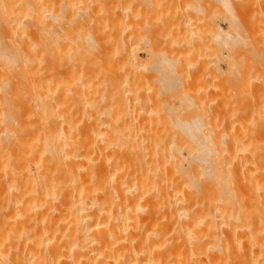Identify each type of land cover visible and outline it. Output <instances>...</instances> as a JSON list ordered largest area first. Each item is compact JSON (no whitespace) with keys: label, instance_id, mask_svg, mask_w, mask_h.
<instances>
[{"label":"bare ground","instance_id":"6f19581e","mask_svg":"<svg viewBox=\"0 0 264 264\" xmlns=\"http://www.w3.org/2000/svg\"><path fill=\"white\" fill-rule=\"evenodd\" d=\"M33 47L23 58L10 57L21 48L0 49V264H227L236 230L249 250H233L235 264H264L252 249L264 251L262 197L240 203L238 181L225 184L255 172L254 157H226L224 142L211 149L197 117L149 121L131 105L126 72L94 73L90 62Z\"/></svg>","mask_w":264,"mask_h":264},{"label":"rangeland","instance_id":"374dc122","mask_svg":"<svg viewBox=\"0 0 264 264\" xmlns=\"http://www.w3.org/2000/svg\"><path fill=\"white\" fill-rule=\"evenodd\" d=\"M32 2L0 0L2 47H12L11 52L17 47L18 51L14 49L17 53L20 48V51L22 50L19 56L10 57L29 56L24 50L32 49L33 46L29 47L32 42L40 45L41 49L45 47L46 57H65L67 61L75 58L85 63L90 62L88 68H93L94 73L101 71V74L108 72L116 75L126 72L131 105L133 109L140 110L142 115H148L149 121L154 116L158 121L153 118L156 123L151 122L156 125L161 120L162 124L165 122L169 124H165L166 126H171V122H192L193 118L197 117L201 123L205 122L202 132L207 133L209 130L210 140L218 142L217 145L215 142L211 149L218 150L217 147H221L220 142H224L226 145L229 143L222 147L227 150L229 146L226 157L234 153L237 155H234L235 157L240 156L239 160L254 157L252 160L257 161L254 162V175L253 172L245 175H242L244 172L239 173L236 180L230 175L229 178L233 182L225 184L227 188V184L238 181V185L234 184L237 188L230 186L238 189L237 200L240 203L259 201L261 197L260 201L264 202V0H52L53 5L51 2L46 4L44 0ZM29 3L41 13L43 24L40 26L46 30H43V33L42 29L40 31L44 35L39 34L40 31H36L31 23L36 13L29 10ZM47 15L56 17L55 21ZM35 32L40 36L35 37ZM37 47L34 48L35 52L40 49ZM50 47L55 52H52ZM8 51L7 53L10 52ZM119 58H122V61ZM68 67L66 65V68ZM157 67L163 71L158 72ZM66 73L63 72V77ZM137 101L140 102L138 105ZM164 113L171 118H165ZM158 116H162V119ZM161 123H158V126L161 127ZM225 149L222 155L225 154ZM186 152L182 150V155L187 156ZM213 153L215 155V151ZM255 173H259L260 178ZM245 177L250 179L253 185L249 184ZM255 181L258 187L254 185ZM250 187L255 189L253 194ZM256 187L259 188L258 191ZM227 227L226 233H229V226ZM236 231L237 234L240 231V237L237 235L236 239L246 240V235L242 238L243 230ZM247 240H238V250L236 242H232L233 247H229L226 242L225 245L228 250L231 248V252L236 251L233 254L240 252L242 255L244 250H249ZM225 241L228 243V239ZM238 243H243V246ZM254 246V252L259 248L262 250V254L259 253L262 261L263 248ZM228 253L229 251L224 258L228 259L224 260L225 263L235 264L233 258L236 256L233 255L232 258ZM237 263L241 264L238 260Z\"/></svg>","mask_w":264,"mask_h":264}]
</instances>
